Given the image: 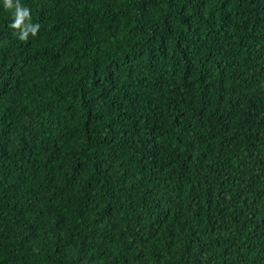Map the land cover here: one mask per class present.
Listing matches in <instances>:
<instances>
[{"label": "trees", "instance_id": "obj_1", "mask_svg": "<svg viewBox=\"0 0 264 264\" xmlns=\"http://www.w3.org/2000/svg\"><path fill=\"white\" fill-rule=\"evenodd\" d=\"M20 3L40 28L0 0V222L47 190L0 233L66 226L0 264H264V0Z\"/></svg>", "mask_w": 264, "mask_h": 264}, {"label": "rangeland", "instance_id": "obj_2", "mask_svg": "<svg viewBox=\"0 0 264 264\" xmlns=\"http://www.w3.org/2000/svg\"><path fill=\"white\" fill-rule=\"evenodd\" d=\"M50 154V152H48ZM59 155V150L57 152H54L53 154V161H52V164H53V171L55 169V162H56V159ZM48 187V186H47ZM47 188L46 189H36V190H33L32 192L29 193L28 195V198H29V202L28 204L24 207L23 211L21 214H18V215H13V216H10L9 218H7L6 220H4L3 222H0V229L1 228H5V227H9L10 225H12L13 223H15L17 220H19L20 218L22 217H25L27 216L29 213L33 212V203H34V199L35 197L37 196H42L45 192H46ZM63 226H66L65 224H59L57 225L55 228L53 229H49L47 227H44L40 230H38L33 236L29 237L26 241H19L18 239L12 237V236H9V235H5V234H1L0 233V244L3 245V244H14V243H20L24 246H27V247H43L44 246V241L47 240L48 238H50L57 230L61 229ZM163 225H160L154 236L152 237L151 240H153L154 238L157 237L160 229L162 228ZM70 236L73 240L75 241H83L84 243L88 244L86 241H84V239L82 237H78V236H75L74 234L70 233ZM136 246H139V245H136Z\"/></svg>", "mask_w": 264, "mask_h": 264}, {"label": "clouds", "instance_id": "obj_3", "mask_svg": "<svg viewBox=\"0 0 264 264\" xmlns=\"http://www.w3.org/2000/svg\"><path fill=\"white\" fill-rule=\"evenodd\" d=\"M3 8L11 13L12 23L8 25L13 34L18 33V39L26 41L29 34L36 36L40 25L31 23L30 9L21 5L20 0H3Z\"/></svg>", "mask_w": 264, "mask_h": 264}]
</instances>
